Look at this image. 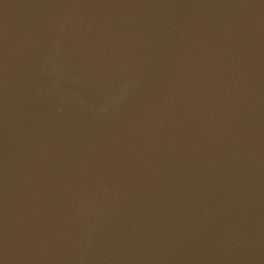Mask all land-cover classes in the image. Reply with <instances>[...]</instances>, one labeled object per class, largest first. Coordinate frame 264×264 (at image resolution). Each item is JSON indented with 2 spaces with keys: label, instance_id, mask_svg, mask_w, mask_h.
<instances>
[{
  "label": "water",
  "instance_id": "95a60500",
  "mask_svg": "<svg viewBox=\"0 0 264 264\" xmlns=\"http://www.w3.org/2000/svg\"><path fill=\"white\" fill-rule=\"evenodd\" d=\"M90 25L103 102L54 74ZM0 264H264V0H0Z\"/></svg>",
  "mask_w": 264,
  "mask_h": 264
},
{
  "label": "bare ground",
  "instance_id": "6f19581e",
  "mask_svg": "<svg viewBox=\"0 0 264 264\" xmlns=\"http://www.w3.org/2000/svg\"><path fill=\"white\" fill-rule=\"evenodd\" d=\"M94 25L81 27L60 48L54 63V74L66 84L67 88L79 93L92 102H103L113 95L116 77L122 79L125 70L123 65V48L113 49L121 40L115 38L108 42L101 41L98 46L90 44ZM112 49L107 50V46ZM113 53V54H112ZM112 54V55H110ZM116 60L111 63L112 59ZM80 71V72H79ZM81 73L82 75H78ZM83 76V77H78ZM114 78V79H113ZM52 161V154H47L34 180L20 200L19 213L26 210L37 191L42 188L45 173ZM22 213L20 214L21 217ZM19 220V218H18Z\"/></svg>",
  "mask_w": 264,
  "mask_h": 264
}]
</instances>
